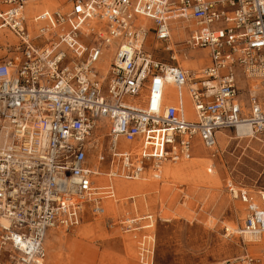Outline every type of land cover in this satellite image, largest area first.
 <instances>
[{
	"label": "built area",
	"instance_id": "obj_1",
	"mask_svg": "<svg viewBox=\"0 0 264 264\" xmlns=\"http://www.w3.org/2000/svg\"><path fill=\"white\" fill-rule=\"evenodd\" d=\"M176 20L197 25L184 47H171ZM185 48L206 65L182 67ZM238 126L264 140V0H0V264H46L50 231L77 227L87 207L102 214L99 196L115 197L94 187L105 161L108 178L136 181L198 147L215 155L218 133ZM121 138L145 142L120 150ZM230 191L247 206L241 233L264 235V208Z\"/></svg>",
	"mask_w": 264,
	"mask_h": 264
},
{
	"label": "rangeland",
	"instance_id": "obj_2",
	"mask_svg": "<svg viewBox=\"0 0 264 264\" xmlns=\"http://www.w3.org/2000/svg\"><path fill=\"white\" fill-rule=\"evenodd\" d=\"M112 51L105 49L106 60ZM156 52L159 61L173 64L169 54ZM184 53L179 59L194 54L186 48ZM227 132L234 140L220 136L216 155L200 151L192 160L171 162L156 176L149 170L139 180H125L142 185L131 193L121 194L114 185V198L99 197L103 209L112 203L115 212L96 214L87 207L77 227L53 231L57 242L54 249L45 244L46 264H245L247 256H262L264 243H250L241 233L247 206L230 189L244 188L264 208V140H241L235 130ZM108 133L102 123L94 140V166H101L100 153L107 158ZM102 173H107L106 161ZM128 219L138 220L132 229ZM150 222L154 226L143 229Z\"/></svg>",
	"mask_w": 264,
	"mask_h": 264
},
{
	"label": "bare ground",
	"instance_id": "obj_3",
	"mask_svg": "<svg viewBox=\"0 0 264 264\" xmlns=\"http://www.w3.org/2000/svg\"><path fill=\"white\" fill-rule=\"evenodd\" d=\"M51 3H52V5H51ZM44 4H46L45 6H43V7H47V8H52V7H54V6H57V4H56V2H44ZM42 7V6H41ZM31 25H33V23L31 22ZM171 25L173 26V33H172V46L171 47H176V44H181V47H184V46H186V42L187 41H189V31L188 30H194L196 27H197V25L192 21V22H186V21H173L172 23H171ZM143 26L144 27H146V28H149V27H151V22L150 21H148V20H144L143 21ZM153 36H150L149 38H148V41H147V45H149V43H150V41H153ZM111 47H113V51L110 53V59L109 60H106V58H103V60L101 61V63H100V66H101V69L102 70H104V71H106L107 69H109V67H110V65H111V63L113 62V54H114V51H115V47L112 45ZM110 47V48H111ZM160 47V45H156L155 46V49H158ZM152 49V48H151ZM193 52H194V54H191V56L190 57H187V58H183L182 60L181 59H179L178 58V63L182 66V67H184V68H186V69H190V70H192V71H199L205 64H206V60L205 59H203V57H201L202 58V60H204L203 61V64L201 65V67L200 68H197V69H193V68H191V67H187V66H184L183 65V63H185L186 61H190V62H192V61H197V59L198 60H200L201 58H197V56H199L197 53H199V51H195V50H192ZM201 52H203L204 53V51H201ZM104 61V62H103ZM102 63H103V65H102ZM172 96H174V95H172ZM235 132H236V135H237V139H241V140H249V139H253L254 137H253V134H252V131H251V129L249 128V127H247V126H238L237 128H236V130H235ZM220 136H223V137H225L227 140H234V138L227 132V131H220L219 133H218V142H219V139H220ZM119 143L123 146V148L122 149H131V144L130 143H126L125 141H124V139H119ZM91 148L93 147H95V151H97V149H98V147H97V145L94 143V141L93 142H91ZM121 147V146H120ZM133 149V148H132ZM93 150V149H92ZM200 151H203V152H205L206 150L205 149H203V148H201V147H198L197 148V151L195 152V154H197L198 152H200ZM216 151L218 152V146H217V148H216ZM215 151V152H216ZM206 152H208V151H206ZM216 152V153H217ZM216 155V154H215ZM195 156V155H194ZM194 158V157H193ZM192 158V159H193ZM192 159H190V160H192ZM171 162H165L162 166H161V168H160V170L158 171V172H156V171H154L153 169H151V171L153 172V173H155V174H160L161 172H162V169L163 168H165L167 165H169ZM177 163H180V162H177ZM174 164H176V163H174ZM117 167H118V165H117ZM96 168H98V166L96 167ZM97 174H99L98 176H96V178H95V180L97 179V181H98V183H100V185L97 187V181H96V184L94 185V187L96 188V189H98V190H102L105 186L103 185V183H102V181L104 180L103 178H101L100 177V175L101 174H104V173H97ZM105 175V174H104ZM109 179V182L107 183V185L106 186H112L113 188H114V185H113V180H115L117 183H118V191L119 192H121V193H124L127 189H131V188H135V187H139V186H141L140 185V183H130V182H125V180L124 179H121V178H115V179H110V178H108ZM110 180H111V182H110ZM114 190H115V188H114ZM106 210H108V211H114L115 212V208H114V205L112 204V203H108L107 204V206H106ZM103 213H105V209H103ZM137 221V220H136ZM149 224V223H148ZM152 224V223H151ZM0 225L1 226H6L7 225V222L4 220V219H2V218H0ZM152 227V225H147V228H151ZM230 226H229V229H228V232L230 231ZM58 230H60V229H58ZM56 231V230H55ZM236 231V230H235ZM247 234V233H246ZM249 235V234H248ZM246 236L245 238L248 240V242H250V243H255V244H259V243H263V239L264 238H261V237H264V235L263 236H261V237H256V238H252L251 236ZM57 236H55V235H48L47 237H46V240H45V244L46 245H51L52 247L51 248H55V243L57 242ZM54 246V247H53ZM56 250V249H55Z\"/></svg>",
	"mask_w": 264,
	"mask_h": 264
},
{
	"label": "crops",
	"instance_id": "obj_4",
	"mask_svg": "<svg viewBox=\"0 0 264 264\" xmlns=\"http://www.w3.org/2000/svg\"><path fill=\"white\" fill-rule=\"evenodd\" d=\"M51 5H52V3H51ZM198 63H199V62H198ZM198 63L195 64V63L193 62V64H192V63H190V61H188V62L185 63V65H184V64H183V65H184V66H187V67H191V68H193V69H197V68H198V65L200 64V63H199V64H198ZM102 64H103V63H102ZM202 64H203V63H202ZM202 64H200V65H202ZM170 90H171V89H170ZM143 142H145V141L143 140V141H140V142L137 141V142L132 143V145H131V149L133 148V149L135 150V149L139 148L140 146L143 145ZM94 143H95V142H94ZM92 149L94 150L95 147H94V148L92 147ZM94 151H95V150H94ZM96 167H97V165L95 166V168H96ZM150 171H151V170H150ZM103 175H104V174H101L100 177L103 178ZM156 175H157V174H155V173L153 174V176H156ZM103 179H104V180L102 181V183H103L104 186H106L107 183L109 182V179H105V178H103ZM96 181H97V179H96ZM110 182H111V180H110ZM125 182H126V181H125ZM111 183H112V182H111ZM130 183H131V182H130ZM132 183H133V182H132ZM97 184H98V185H97V187H98V186L100 185V183H98V181H97ZM113 185H116L115 187H117V189H118V183H117L116 181L113 182ZM141 186H142V185H141ZM141 186H139V187H135V188H140ZM135 188L127 189L124 193H121V192H119V193H121V194L131 193V191H133ZM105 211H106V208H105ZM137 221H138V220H137ZM152 224H153V223H152ZM152 224H151V222H150V224H148V225H152ZM153 226H154V224L152 225V227H153ZM152 227H151V228H152ZM143 229H148V228H147V225H145V226L143 227ZM234 230H236V229H234ZM50 234L53 235V231H50V232L47 234V236L50 235ZM261 238H264V237H261ZM263 240H264V239H263ZM252 243H253V242H252ZM263 243H264V241H263ZM263 243H261V244H263Z\"/></svg>",
	"mask_w": 264,
	"mask_h": 264
}]
</instances>
